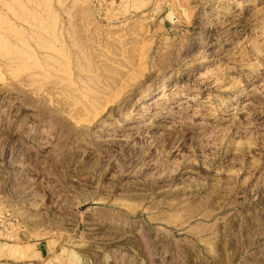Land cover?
Instances as JSON below:
<instances>
[{"label":"rangeland","instance_id":"374dc122","mask_svg":"<svg viewBox=\"0 0 264 264\" xmlns=\"http://www.w3.org/2000/svg\"><path fill=\"white\" fill-rule=\"evenodd\" d=\"M0 264H264V0H0Z\"/></svg>","mask_w":264,"mask_h":264},{"label":"bare ground","instance_id":"6f19581e","mask_svg":"<svg viewBox=\"0 0 264 264\" xmlns=\"http://www.w3.org/2000/svg\"><path fill=\"white\" fill-rule=\"evenodd\" d=\"M41 147H43V148H44V147H45V145H43V146L41 145Z\"/></svg>","mask_w":264,"mask_h":264}]
</instances>
